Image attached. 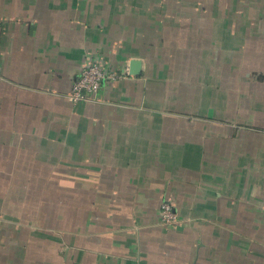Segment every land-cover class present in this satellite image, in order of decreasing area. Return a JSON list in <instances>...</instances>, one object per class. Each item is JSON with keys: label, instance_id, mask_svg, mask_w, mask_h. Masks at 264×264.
Segmentation results:
<instances>
[{"label": "crops", "instance_id": "0c3cea01", "mask_svg": "<svg viewBox=\"0 0 264 264\" xmlns=\"http://www.w3.org/2000/svg\"><path fill=\"white\" fill-rule=\"evenodd\" d=\"M0 18V264H264V0H0ZM92 59L140 72L73 102Z\"/></svg>", "mask_w": 264, "mask_h": 264}, {"label": "built area", "instance_id": "2783aa9c", "mask_svg": "<svg viewBox=\"0 0 264 264\" xmlns=\"http://www.w3.org/2000/svg\"><path fill=\"white\" fill-rule=\"evenodd\" d=\"M2 19L0 18V26ZM128 66L121 70L107 69L99 59H92L85 63L79 77L74 81L68 98L73 102H90L99 100V90L105 81H114L131 76ZM161 220L164 224L178 222V213L170 200H164L161 204Z\"/></svg>", "mask_w": 264, "mask_h": 264}, {"label": "water", "instance_id": "95a60500", "mask_svg": "<svg viewBox=\"0 0 264 264\" xmlns=\"http://www.w3.org/2000/svg\"><path fill=\"white\" fill-rule=\"evenodd\" d=\"M130 64V72L132 74H138L140 72V61L138 59H133Z\"/></svg>", "mask_w": 264, "mask_h": 264}]
</instances>
